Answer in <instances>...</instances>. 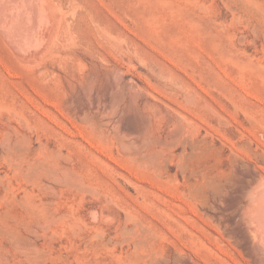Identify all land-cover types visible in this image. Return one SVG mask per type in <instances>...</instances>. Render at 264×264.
Masks as SVG:
<instances>
[{
    "label": "rangeland",
    "instance_id": "1",
    "mask_svg": "<svg viewBox=\"0 0 264 264\" xmlns=\"http://www.w3.org/2000/svg\"><path fill=\"white\" fill-rule=\"evenodd\" d=\"M38 1L0 22V264H175L189 142L264 179V0Z\"/></svg>",
    "mask_w": 264,
    "mask_h": 264
},
{
    "label": "bare ground",
    "instance_id": "2",
    "mask_svg": "<svg viewBox=\"0 0 264 264\" xmlns=\"http://www.w3.org/2000/svg\"><path fill=\"white\" fill-rule=\"evenodd\" d=\"M14 1L17 0H0V22L10 20L7 7ZM20 1L30 11L26 20L31 21V28L27 31L24 16L12 23L13 32L7 31L5 35L15 47L21 46L23 40L27 44L38 27V20L43 18L38 0ZM198 139L188 141L190 160L187 153L185 157L191 166L186 187L192 201L197 200L199 204L201 218L214 227L195 228L190 234L189 251L185 255L176 253L174 247V252L168 255L169 260L175 264L182 258V264H264V179L255 171L249 175L250 168L246 169L245 162L230 159L225 166L208 164L204 154L209 143L203 137Z\"/></svg>",
    "mask_w": 264,
    "mask_h": 264
}]
</instances>
